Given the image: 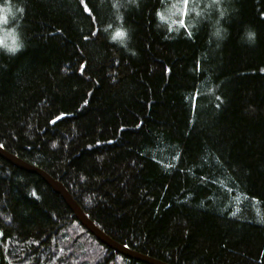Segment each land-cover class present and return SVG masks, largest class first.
Instances as JSON below:
<instances>
[{"label":"trees","instance_id":"trees-1","mask_svg":"<svg viewBox=\"0 0 264 264\" xmlns=\"http://www.w3.org/2000/svg\"><path fill=\"white\" fill-rule=\"evenodd\" d=\"M0 147L130 250L264 264V0H0ZM0 264L145 263L0 157Z\"/></svg>","mask_w":264,"mask_h":264},{"label":"water","instance_id":"water-1","mask_svg":"<svg viewBox=\"0 0 264 264\" xmlns=\"http://www.w3.org/2000/svg\"><path fill=\"white\" fill-rule=\"evenodd\" d=\"M0 157L5 159L7 162L12 164L18 169L24 170L29 173H34L38 176H40L50 187L51 189L59 194L61 198L65 201L67 206L72 211L74 217L76 220L91 234L93 235L101 244L105 245L109 249L115 251L119 255L134 259L137 261H140L145 264H166L162 261H159L157 259L151 258L146 255H142L138 252H135L133 250H130L126 246H123L114 240H112L110 237H108L106 234H104L81 210L79 205L75 202V200L72 198V196L69 194V192L66 190V188L57 180H54L51 178L47 173L42 171L41 169L30 165L23 160L19 159L17 156L7 152L3 148L0 147Z\"/></svg>","mask_w":264,"mask_h":264},{"label":"snow or ice","instance_id":"snow-or-ice-1","mask_svg":"<svg viewBox=\"0 0 264 264\" xmlns=\"http://www.w3.org/2000/svg\"><path fill=\"white\" fill-rule=\"evenodd\" d=\"M123 35H124V33L122 32V31H117L116 33H115V36L116 37H123ZM252 33L251 32H249L248 33V36H249V39H251L252 38ZM14 50V49H13Z\"/></svg>","mask_w":264,"mask_h":264},{"label":"bare ground","instance_id":"bare-ground-1","mask_svg":"<svg viewBox=\"0 0 264 264\" xmlns=\"http://www.w3.org/2000/svg\"><path fill=\"white\" fill-rule=\"evenodd\" d=\"M82 210V209H81ZM83 211V210H82ZM84 213V212H83ZM85 214V213H84ZM86 215V214H85ZM76 219V218H75ZM77 221V220H76ZM78 222V221H77ZM79 223V222H78ZM80 224V223H79ZM81 225V224H80ZM82 226V225H81ZM83 227V226H82ZM93 236V235H92ZM94 237V236H93ZM95 238V237H94ZM96 239V238H95ZM97 240V239H96ZM98 241V240H97ZM115 252V251H114ZM116 253V252H115ZM118 254V253H116ZM140 262V261H139Z\"/></svg>","mask_w":264,"mask_h":264}]
</instances>
